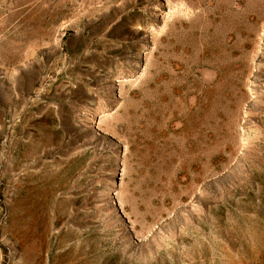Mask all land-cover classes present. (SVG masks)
Returning a JSON list of instances; mask_svg holds the SVG:
<instances>
[{
    "label": "rangeland",
    "instance_id": "obj_1",
    "mask_svg": "<svg viewBox=\"0 0 264 264\" xmlns=\"http://www.w3.org/2000/svg\"><path fill=\"white\" fill-rule=\"evenodd\" d=\"M0 264H264V0H0Z\"/></svg>",
    "mask_w": 264,
    "mask_h": 264
},
{
    "label": "bare ground",
    "instance_id": "obj_2",
    "mask_svg": "<svg viewBox=\"0 0 264 264\" xmlns=\"http://www.w3.org/2000/svg\"><path fill=\"white\" fill-rule=\"evenodd\" d=\"M211 53H212V52H210L208 49H204L203 57H205V58L208 59V58H210V57L215 56L213 53H212V54H211ZM207 54H208V55H207ZM217 62H218L217 65H219V63H220V58L217 59ZM201 65H206V62H202V63L199 62V63H196V64L194 65V68L197 67V66H201ZM211 66H213V65H211ZM219 70H221V67H219ZM191 82H192V86H193V92L196 93V94H198L199 97H200V101H199L198 104L203 106V104H204L205 101H206V91L198 85V83H197L196 80L193 79Z\"/></svg>",
    "mask_w": 264,
    "mask_h": 264
}]
</instances>
